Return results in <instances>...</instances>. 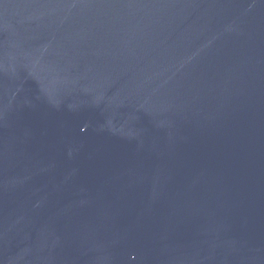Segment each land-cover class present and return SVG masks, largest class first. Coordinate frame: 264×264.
Segmentation results:
<instances>
[{
    "label": "water",
    "instance_id": "water-1",
    "mask_svg": "<svg viewBox=\"0 0 264 264\" xmlns=\"http://www.w3.org/2000/svg\"><path fill=\"white\" fill-rule=\"evenodd\" d=\"M0 264H264V0H0Z\"/></svg>",
    "mask_w": 264,
    "mask_h": 264
}]
</instances>
